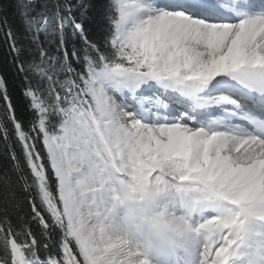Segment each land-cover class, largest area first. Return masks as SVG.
Segmentation results:
<instances>
[{
    "label": "snow or ice",
    "instance_id": "1",
    "mask_svg": "<svg viewBox=\"0 0 264 264\" xmlns=\"http://www.w3.org/2000/svg\"><path fill=\"white\" fill-rule=\"evenodd\" d=\"M15 7L25 33L0 31L31 115L0 75V135L31 213L0 218V264H264V0H109L95 32L92 0ZM145 186L197 194L191 238L116 233L114 196Z\"/></svg>",
    "mask_w": 264,
    "mask_h": 264
},
{
    "label": "clouds",
    "instance_id": "2",
    "mask_svg": "<svg viewBox=\"0 0 264 264\" xmlns=\"http://www.w3.org/2000/svg\"><path fill=\"white\" fill-rule=\"evenodd\" d=\"M193 191L179 192L175 188L148 187L119 192L114 196L109 213L116 233L136 242L137 250L145 246H163L171 241L192 237L190 231L198 212L189 213L185 200H195ZM264 231V226H261ZM151 264H162L154 255ZM240 264H247L242 260Z\"/></svg>",
    "mask_w": 264,
    "mask_h": 264
},
{
    "label": "trees",
    "instance_id": "3",
    "mask_svg": "<svg viewBox=\"0 0 264 264\" xmlns=\"http://www.w3.org/2000/svg\"><path fill=\"white\" fill-rule=\"evenodd\" d=\"M75 2V0H73ZM96 7L89 13L95 18L96 23L93 24V31L97 30V26H104L105 22L101 20L104 14V8L101 5H107L109 0H92ZM16 0H0V5L6 7V11H0V25H3L5 19L8 25L18 33H25V27L23 24L22 17L17 11ZM6 31V30H5ZM5 31H0V75H3L7 79L9 92L11 98L14 101L17 113L22 115L25 119L30 118L31 112L27 108L28 101L24 97L23 92V77L22 75H17L13 71L10 64V49L9 45L6 43ZM44 37L41 35V40ZM77 46H79V41H77ZM71 44L69 43V49ZM74 66L79 67V65L73 62ZM4 119L3 116V100L0 98V120ZM9 130H12V125L7 122ZM39 150L42 152L43 156H46V149L43 147L42 140L38 141ZM12 148L21 156V164L23 168V174L27 175L29 180H31V174L27 165L23 162L22 150L20 148L19 142L16 140L15 135H12ZM21 173L15 170L14 162L11 160L10 152L8 146L5 144L4 138L0 135V218L4 215L18 227L20 226V217H24L26 220L30 217L31 209L28 203L27 193L23 188V181L20 180ZM53 182H55V177H52ZM19 202V206H18ZM33 228L38 232L39 228L33 224Z\"/></svg>",
    "mask_w": 264,
    "mask_h": 264
}]
</instances>
